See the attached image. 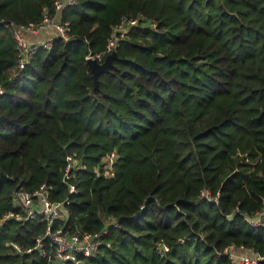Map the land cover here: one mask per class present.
<instances>
[{
    "label": "trees",
    "instance_id": "1",
    "mask_svg": "<svg viewBox=\"0 0 264 264\" xmlns=\"http://www.w3.org/2000/svg\"><path fill=\"white\" fill-rule=\"evenodd\" d=\"M55 1L0 0V264H46L14 247L45 225L4 218L43 182L65 200L55 225L107 228L73 264H226L216 252L230 243L264 253V219L246 218L264 209V0H75L57 16L69 38L18 67L5 24L38 23ZM128 19L96 86L86 55ZM109 153L113 177L95 170Z\"/></svg>",
    "mask_w": 264,
    "mask_h": 264
},
{
    "label": "built area",
    "instance_id": "2",
    "mask_svg": "<svg viewBox=\"0 0 264 264\" xmlns=\"http://www.w3.org/2000/svg\"><path fill=\"white\" fill-rule=\"evenodd\" d=\"M74 2L75 0L55 1V14L49 15L45 13L38 23L5 24V26L10 27L15 38L18 67L23 68L39 47L51 48L54 38L59 37L64 40L69 38L68 22H61L57 16L64 6L71 5ZM135 22V19L122 20L113 28L106 44V51L94 55L87 53L86 59H96L99 63H102L107 54L114 51L118 45V41L125 36L128 26ZM40 33H46L47 38L41 41L30 39V35ZM115 158L114 153L107 154L103 159L104 165L102 170L97 167L95 169L96 173L113 177L115 173L112 163ZM67 159L68 164L64 169L63 178L69 181L74 159L71 156H68ZM68 183L69 192H75V185L73 183L70 184V182ZM52 189L53 186L46 182L41 183L32 191L18 189L14 194V202L20 211H9L4 215V218L35 219L45 225L43 234L35 238L33 246L22 248L20 245L14 244L18 252L23 253L36 250L46 260V264H73L77 261L79 255L88 256L97 250L99 244L102 242L101 236L107 231V228L103 227L96 231L77 230L70 232L65 230L63 225H55L59 219H63L65 216L63 208L65 200H51L50 193ZM203 195L209 197L206 191ZM246 218L252 225H257L264 219V209L259 212L257 211L255 217ZM216 254L224 255L227 260L226 264H264L262 262L264 260V253L248 248L243 244H227L220 251H217Z\"/></svg>",
    "mask_w": 264,
    "mask_h": 264
},
{
    "label": "water",
    "instance_id": "3",
    "mask_svg": "<svg viewBox=\"0 0 264 264\" xmlns=\"http://www.w3.org/2000/svg\"><path fill=\"white\" fill-rule=\"evenodd\" d=\"M115 51L107 54L105 60L102 63H99L96 59H86L88 67L94 77L95 84L97 86L98 75L103 71H107L112 64V58L115 56Z\"/></svg>",
    "mask_w": 264,
    "mask_h": 264
},
{
    "label": "crops",
    "instance_id": "4",
    "mask_svg": "<svg viewBox=\"0 0 264 264\" xmlns=\"http://www.w3.org/2000/svg\"><path fill=\"white\" fill-rule=\"evenodd\" d=\"M47 36H46V33H40V34H35V35H30V39L31 40H37V41H41V40H44L46 39Z\"/></svg>",
    "mask_w": 264,
    "mask_h": 264
}]
</instances>
